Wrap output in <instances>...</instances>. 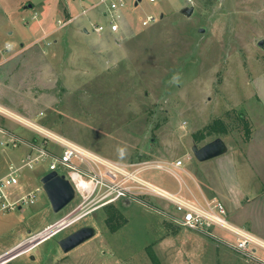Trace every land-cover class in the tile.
Listing matches in <instances>:
<instances>
[{
	"label": "rangeland",
	"instance_id": "rangeland-1",
	"mask_svg": "<svg viewBox=\"0 0 264 264\" xmlns=\"http://www.w3.org/2000/svg\"><path fill=\"white\" fill-rule=\"evenodd\" d=\"M95 1L0 0V109L121 167L192 154V134L216 119L229 146L242 147L256 124L264 128V50L256 45L264 39V0H125L116 33L91 30V23L107 20L98 8L81 14ZM27 3L32 7L25 9ZM148 14L155 20L141 26ZM0 126L23 140L41 137L1 111ZM26 149L0 146V177ZM46 171V161L23 169L18 184L6 189L10 199L38 191L32 204L0 211V253L82 201L86 191L76 190L54 213L40 182ZM168 175L140 176L175 190L177 180ZM104 191L87 193L67 227L3 264H153L148 248L161 264H264L263 248L237 250V236L223 228L172 222L163 213L172 209L165 200L106 201ZM106 211L116 212V220L106 223ZM84 225L95 235L63 252L58 240Z\"/></svg>",
	"mask_w": 264,
	"mask_h": 264
},
{
	"label": "built area",
	"instance_id": "built-area-1",
	"mask_svg": "<svg viewBox=\"0 0 264 264\" xmlns=\"http://www.w3.org/2000/svg\"><path fill=\"white\" fill-rule=\"evenodd\" d=\"M149 1L154 2L155 0ZM102 5L106 6L107 12L111 14L105 22L91 23V30L98 33L104 31L118 32L120 30L119 21L122 18V10L125 8L124 0H96L89 7L83 8L81 14H85L88 10ZM154 20V14L145 15L140 20V25H148ZM45 36L36 38V42L43 40ZM9 46L8 44L5 48ZM0 111L38 132L41 136L40 140L36 142L23 140L20 136L0 126V146L17 147L21 143L28 147V151L22 156L20 162L18 164H10L7 172L0 177V211L14 209L20 207L21 204H32L34 202L35 192L38 191L37 188L20 194L14 199L9 198L6 189L18 184L23 169L34 168L39 162H47L46 173L57 171L59 174H64L72 183L75 192L76 190L86 191L84 193L81 191L83 199L72 213L47 224L41 230L27 235L8 250L1 252L0 264L8 262L13 256L30 252L34 248V242L46 239L67 227L77 218L78 212L85 207L84 201L89 197L87 193L92 190L95 191L96 188L102 186L105 187V191L101 195V199L108 197L109 200L106 201L115 200L121 196H126L132 200L146 195L154 196L165 200L168 205L172 206V209H167L163 213L174 223L191 229L223 228L237 236V241L233 245L237 250H246L252 245L261 246L258 239L230 224L228 220L229 213L221 200L217 198L203 199L201 201L185 199L179 193H171L140 176L141 173L148 170H162L178 179L180 177L178 169H180L182 164L181 159L172 161L149 160L131 164L128 167H121L102 159L77 143L61 135L53 134L47 129L3 108ZM103 167H105L104 170ZM90 171L94 173L92 176L89 174ZM87 177L89 178L86 179Z\"/></svg>",
	"mask_w": 264,
	"mask_h": 264
},
{
	"label": "crops",
	"instance_id": "crops-1",
	"mask_svg": "<svg viewBox=\"0 0 264 264\" xmlns=\"http://www.w3.org/2000/svg\"><path fill=\"white\" fill-rule=\"evenodd\" d=\"M96 8L108 20L111 13L107 12V7L102 5ZM127 10V6L122 10L121 19H123ZM46 15L48 14L43 17H46ZM49 23L45 25V28ZM38 27L36 25V33L38 32ZM84 29L83 32L86 33ZM20 39L25 38L21 35ZM7 45L8 43H6ZM258 125L256 124L252 127L250 137L248 140H244L242 147L229 146L220 134L209 135L212 136L211 138H207L209 137L207 136L200 140V142L202 141L201 144H199L200 142L196 144L193 140L192 145H202L215 137H221L227 145V151L215 158L198 161L193 154L185 153L184 156L179 158L157 160H182L180 169H178L180 177L178 179L175 178L178 183L177 188L175 190L166 189L167 191L179 193L185 199L201 201L203 199L217 198L221 200L229 213L230 224L258 239L261 246H254L264 249V128L260 127V123ZM262 125L264 127V124ZM25 151L27 152L28 149ZM168 176L174 179L172 175L170 176L169 174ZM142 178L146 179L144 176Z\"/></svg>",
	"mask_w": 264,
	"mask_h": 264
},
{
	"label": "water",
	"instance_id": "water-1",
	"mask_svg": "<svg viewBox=\"0 0 264 264\" xmlns=\"http://www.w3.org/2000/svg\"><path fill=\"white\" fill-rule=\"evenodd\" d=\"M31 7L32 5L30 3L24 5L25 9ZM182 11L186 15H190L193 8L184 7ZM84 31L87 32V29H84ZM256 45L264 50V39L257 40ZM226 151L227 145L221 137H215L202 145L194 144L191 146V152L198 161L215 158L226 153ZM40 182L54 213L61 211L75 197V189L64 174H59L57 171H49L41 176ZM94 235L95 228L90 225H84L61 237L58 240V245L60 249L66 253L89 240Z\"/></svg>",
	"mask_w": 264,
	"mask_h": 264
},
{
	"label": "trees",
	"instance_id": "trees-1",
	"mask_svg": "<svg viewBox=\"0 0 264 264\" xmlns=\"http://www.w3.org/2000/svg\"><path fill=\"white\" fill-rule=\"evenodd\" d=\"M221 127V128H220ZM220 128V129H219ZM221 130H225V125L223 124V122L219 119H216L214 120L212 123H210L209 125H207L205 127V130L202 131V132H198V133H194L193 135V140L194 142L197 144L198 142H200V140L206 138L207 136L209 135H217L220 133ZM246 139L245 140H248V138L250 137V131H247L246 133ZM110 211H106V219H105V222L106 223H109L110 221L112 222V220H116V212L109 214ZM148 256L151 260V262L153 264H161L159 259L157 258V256L148 248Z\"/></svg>",
	"mask_w": 264,
	"mask_h": 264
},
{
	"label": "flooded vegetation",
	"instance_id": "flooded-vegetation-1",
	"mask_svg": "<svg viewBox=\"0 0 264 264\" xmlns=\"http://www.w3.org/2000/svg\"><path fill=\"white\" fill-rule=\"evenodd\" d=\"M78 229V228H77Z\"/></svg>",
	"mask_w": 264,
	"mask_h": 264
}]
</instances>
